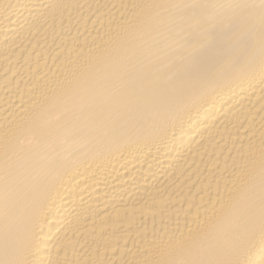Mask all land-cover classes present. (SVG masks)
Here are the masks:
<instances>
[{"label":"bare ground","instance_id":"obj_1","mask_svg":"<svg viewBox=\"0 0 264 264\" xmlns=\"http://www.w3.org/2000/svg\"><path fill=\"white\" fill-rule=\"evenodd\" d=\"M0 264H264V0H0Z\"/></svg>","mask_w":264,"mask_h":264}]
</instances>
